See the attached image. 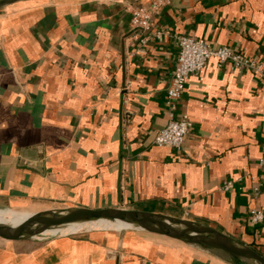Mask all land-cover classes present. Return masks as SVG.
<instances>
[{
	"label": "crops",
	"instance_id": "0c3cea01",
	"mask_svg": "<svg viewBox=\"0 0 264 264\" xmlns=\"http://www.w3.org/2000/svg\"><path fill=\"white\" fill-rule=\"evenodd\" d=\"M155 1L0 6V211L162 214L264 256V218L251 223L264 215V82L211 58L167 97L181 36L264 64V0H169L150 31L133 29ZM171 119L192 123L179 150L154 143ZM41 236L0 238V264H228L133 229Z\"/></svg>",
	"mask_w": 264,
	"mask_h": 264
},
{
	"label": "water",
	"instance_id": "95a60500",
	"mask_svg": "<svg viewBox=\"0 0 264 264\" xmlns=\"http://www.w3.org/2000/svg\"><path fill=\"white\" fill-rule=\"evenodd\" d=\"M19 0H2L0 6ZM120 223L167 237L208 253L228 264H264V256L236 239L198 222L136 210L49 209L31 213L19 224L0 223V238L26 240L66 224Z\"/></svg>",
	"mask_w": 264,
	"mask_h": 264
},
{
	"label": "built area",
	"instance_id": "2783aa9c",
	"mask_svg": "<svg viewBox=\"0 0 264 264\" xmlns=\"http://www.w3.org/2000/svg\"><path fill=\"white\" fill-rule=\"evenodd\" d=\"M169 3V0H156L150 8L141 7L131 12V27L142 32L150 31L152 18L158 10ZM160 38V33H155ZM147 39V38H145ZM215 58L219 66L229 62L231 69L243 73H253L264 82V64L249 59L243 54L233 51L228 46L212 48L203 39L181 36L178 39L177 65L173 73L171 85L167 91L168 103L173 106L183 95L185 86L190 77L198 76L206 66L209 59ZM192 128V123L185 120L171 119L160 130L154 139L158 147L181 149L184 139ZM230 183L227 184V187ZM264 215L259 211H252L251 223L256 225L263 221Z\"/></svg>",
	"mask_w": 264,
	"mask_h": 264
},
{
	"label": "bare ground",
	"instance_id": "6f19581e",
	"mask_svg": "<svg viewBox=\"0 0 264 264\" xmlns=\"http://www.w3.org/2000/svg\"><path fill=\"white\" fill-rule=\"evenodd\" d=\"M31 213L26 211H13L10 210L5 213L0 212V223H6L10 225L19 224L27 217H29ZM128 226L120 224V223H108V222H101V223H91V224H66L62 227L47 230L43 233V235H67L78 233L84 230H93V229H127ZM96 231V230H95Z\"/></svg>",
	"mask_w": 264,
	"mask_h": 264
},
{
	"label": "rangeland",
	"instance_id": "374dc122",
	"mask_svg": "<svg viewBox=\"0 0 264 264\" xmlns=\"http://www.w3.org/2000/svg\"><path fill=\"white\" fill-rule=\"evenodd\" d=\"M8 211H10V210H2V211H0L1 213H5V212H8ZM26 212H28V213H33V212H36V210H28V211H26ZM103 229V228H102ZM101 228H99V229H93V230H102ZM87 231H91V230H84V231H80V232H78V233H73L74 235H76V234H82L83 232H87ZM40 235H42V234H40ZM67 235H72V234H67ZM58 236H64V235H47V236H41V237H58Z\"/></svg>",
	"mask_w": 264,
	"mask_h": 264
}]
</instances>
